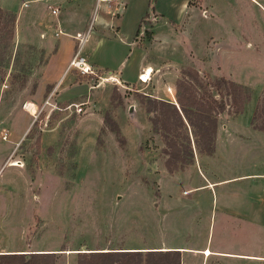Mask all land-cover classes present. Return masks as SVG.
<instances>
[{"label":"rangeland","instance_id":"1","mask_svg":"<svg viewBox=\"0 0 264 264\" xmlns=\"http://www.w3.org/2000/svg\"><path fill=\"white\" fill-rule=\"evenodd\" d=\"M255 1L198 2L201 16L205 12L204 17H211L208 24L202 19L198 22L201 32L222 36L225 49L214 48L218 38L213 37L204 44L195 41L194 46L177 34L163 37L148 49L152 61L161 65L150 72L145 86L137 82L126 89L119 82L106 80L102 84H107L92 90L89 100L95 107L107 102L109 91L111 94L112 88L116 89L103 111L111 124L101 111L102 122L95 129L82 123L85 112L44 106L32 116L23 108L26 98L36 91L42 54L16 31L22 37L25 27H34L29 22L35 17L27 13L33 4L22 8V0H10L12 11L0 8L4 11L0 13V116L9 114L7 124L22 118L21 110L28 115L25 122L30 123L13 143L11 155L21 153L30 173L32 167L37 169V175H32L35 185L27 211L32 222L25 225L26 235L35 234L44 245L73 252L54 254V263L77 264L81 259V264H168L144 252L109 253L98 259L82 257L80 252L179 244L206 248L202 251L206 257L189 256L188 264H264V133L253 132L250 125L254 106L264 93V2ZM7 12L14 16L11 26ZM40 14V19L49 18L44 10ZM88 26L91 28L89 24L84 30ZM231 26H237V39L229 30ZM144 32L145 37L146 32L150 35ZM226 51L227 55L217 58ZM184 68L195 69L199 77L205 73L209 79H229L246 88L250 97L240 113L225 109L216 115L228 134L217 139L211 155L202 156L206 154L199 153L190 139L192 157L196 154L200 158L168 171L162 152L164 141L151 128L152 113L145 111V97L159 99L156 90L168 93L170 88L174 99H164L175 100V82ZM94 72L82 77H88L91 87L99 77H109ZM45 89L38 107L50 91L51 102L60 108L66 105L56 98L57 90ZM87 106L81 105L83 110ZM53 124L58 133L55 142L41 146L40 132ZM4 131L7 138L8 130L1 125L0 138ZM0 145L7 143L2 139ZM191 187L195 188L187 190Z\"/></svg>","mask_w":264,"mask_h":264},{"label":"crops","instance_id":"2","mask_svg":"<svg viewBox=\"0 0 264 264\" xmlns=\"http://www.w3.org/2000/svg\"><path fill=\"white\" fill-rule=\"evenodd\" d=\"M9 1L0 0V8L12 11ZM200 1L202 3L206 0H22L20 4L22 8L25 7L26 3L33 4L32 8L34 9L32 11V8L29 9L27 13L35 17L29 22L34 27L28 25L23 29L22 37L19 30L16 31V35L23 38L24 41L30 42L42 54V60L38 64L37 70V88L29 98H26V103L32 104L33 108L41 102L45 88L57 90L56 98L64 100L66 104L79 102L88 104L84 109L85 115L82 116L85 117V122L82 123L91 124L94 129L98 128L103 118L101 111L107 109L111 94L109 91L107 102L94 107L93 102L89 100L92 90L107 83L99 82L98 85L91 87L92 83L89 82L88 77L82 78L83 75L74 74L71 69L67 68L68 60L75 47V34L91 24L89 33L87 32L79 51L91 67L100 74L106 73V75L114 77L126 89L137 82L145 86V81L149 78L146 77L148 69L152 72L153 69L157 70V67L161 65V63L157 64L152 61L151 55L147 53L148 49H151L152 44L160 43L164 39L163 37L177 34L181 41L185 40L186 42L187 40L191 46H194L193 42L195 41L204 44L206 40H211L213 37L218 38V42L213 44L214 48L216 45L218 48L225 49L222 36H212L211 33L201 32L202 29L198 22L202 19L206 23L211 17H204L205 12L203 13L204 16H201L196 5ZM262 1L264 2V0ZM256 3L259 6V3ZM208 4V9L211 12L212 6L210 3ZM50 8L56 9L54 15L50 13ZM42 10L49 18L42 17L40 19ZM48 19L50 23H47ZM36 20H39L37 26L35 25ZM236 27L231 26L230 29L229 27L227 29L236 33V36H231L237 39L239 31ZM57 31L60 33L55 35L54 33ZM144 31L150 32L149 39L144 36ZM227 54V51L220 53L217 58ZM139 74H143L142 79L144 81H139ZM156 94L158 95H156L157 98L164 101H166L164 99L166 96L172 97L162 89H157ZM80 96L82 98L78 99ZM173 99L168 100V102L176 105ZM21 114L22 118L14 119L15 121L7 124L5 121L9 114L0 116L3 118L0 119V126L3 125L8 130V137L3 139L7 145H0V254L41 252L71 254L73 252L67 253V250L61 251L55 247L44 245L40 241V237L35 236V234L30 237L26 235L25 225L32 222V217L27 215L28 209L30 210L29 207L32 206L29 203V196L32 194V188L35 185V181H32V175L33 173L37 175L35 173L37 169L32 167L33 172L30 173L31 170L27 165L26 158L22 157L21 153L13 152L11 155L14 144L19 141L30 123L25 122V115L27 114L22 110ZM45 121L47 123V118ZM55 128L56 126L53 124L47 130L40 132L39 142L41 146L53 145L58 135ZM251 130L264 133V130L253 128ZM222 134L226 135L228 132L225 126H221L217 120L214 149L217 139H221ZM0 140L2 139L0 138ZM199 158L200 156L195 154L192 157L193 163ZM34 179L36 180V178ZM40 182L41 180L37 184ZM194 188L191 187L187 190ZM129 249L131 251L175 250L179 252V264H188L189 256L191 258L196 255H201L202 258L206 257L202 254V251L206 250L205 247L198 248L179 244ZM210 252L212 251L210 250ZM213 252L230 253L221 250H214ZM243 255L263 258L260 255Z\"/></svg>","mask_w":264,"mask_h":264},{"label":"trees","instance_id":"3","mask_svg":"<svg viewBox=\"0 0 264 264\" xmlns=\"http://www.w3.org/2000/svg\"><path fill=\"white\" fill-rule=\"evenodd\" d=\"M0 13H4L0 9ZM9 25H13L14 16L7 12ZM146 37H150L146 32ZM182 76L175 82V102L151 99L145 97V111L152 113L149 117L151 128L164 141L162 152L166 155L165 166L168 171L180 168L192 160L190 139L199 153L211 154L214 149V138L217 126L216 115L225 109L231 114L242 111L250 94L246 88L223 77L212 78L203 73L199 77L195 69L184 68ZM206 79V80H205ZM215 92V95L212 92ZM116 94L112 88L111 97ZM230 108V109H228ZM104 120L111 124L107 112ZM251 128L264 130V93L256 102L251 118ZM112 129L117 132L116 127ZM157 255L159 260L168 261V264H179V252L175 250L149 251H103L80 252L82 257L92 256L97 259L109 253H124L130 255ZM52 252L41 253H10L0 254V264H53ZM81 259L77 264H81Z\"/></svg>","mask_w":264,"mask_h":264},{"label":"built area","instance_id":"4","mask_svg":"<svg viewBox=\"0 0 264 264\" xmlns=\"http://www.w3.org/2000/svg\"><path fill=\"white\" fill-rule=\"evenodd\" d=\"M97 1H101V0H97ZM50 13L51 14H55L56 13V9L54 8H50ZM90 30V26L83 30V32L81 33H77L75 34V47H74V50H73V53L70 57V59L68 60V63H67V68L68 69H71V70H75L77 71L79 74L81 75H95V72H94V69L91 67V65L87 62L86 58L80 54V47L83 43V40L87 34V32ZM58 33H60V31H57L55 32L54 34L57 35ZM141 74L138 75V77H140ZM109 76V75H108ZM99 77V76H98ZM139 79V78H138ZM106 80H114L115 82H118L114 77L112 76H109V77H99V80H96V85L99 84V82H102V81H106ZM141 80V79H139ZM142 81V80H141ZM166 91L168 93H171V90L170 88H167ZM52 95V92L50 91L49 92V95L46 99L43 100V102L41 103L42 106L38 107V105L34 106L32 108V104L30 103H24L22 106L25 110L29 111L30 114L33 116V115H38L40 109L44 106H49L50 109L52 110H63V109H69V110H72L73 112H75L76 114H80V113H83L84 110L82 109L81 105L84 104V102H79V103H69V104H66L65 106H63L62 108H60L58 105H57V102H51L49 100V98L51 97ZM35 117V116H34ZM6 132L4 131L1 135V138L2 139H5L6 138ZM21 164V163H19Z\"/></svg>","mask_w":264,"mask_h":264},{"label":"bare ground","instance_id":"5","mask_svg":"<svg viewBox=\"0 0 264 264\" xmlns=\"http://www.w3.org/2000/svg\"><path fill=\"white\" fill-rule=\"evenodd\" d=\"M150 72H151V70L148 69V72H147L146 77H149ZM142 75H143V74H141L139 78H140L142 81H144V80L142 79ZM169 94L173 97L172 93H169Z\"/></svg>","mask_w":264,"mask_h":264}]
</instances>
